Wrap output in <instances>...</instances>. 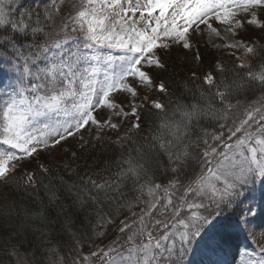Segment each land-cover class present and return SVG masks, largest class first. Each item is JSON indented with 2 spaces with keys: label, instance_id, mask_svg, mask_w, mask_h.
I'll return each mask as SVG.
<instances>
[{
  "label": "snow or ice",
  "instance_id": "6c2138e0",
  "mask_svg": "<svg viewBox=\"0 0 264 264\" xmlns=\"http://www.w3.org/2000/svg\"><path fill=\"white\" fill-rule=\"evenodd\" d=\"M0 190V264H264V0H0Z\"/></svg>",
  "mask_w": 264,
  "mask_h": 264
},
{
  "label": "rangeland",
  "instance_id": "374dc122",
  "mask_svg": "<svg viewBox=\"0 0 264 264\" xmlns=\"http://www.w3.org/2000/svg\"><path fill=\"white\" fill-rule=\"evenodd\" d=\"M30 3L31 0H28ZM219 42V41H217ZM215 53V57L217 55H221V53L214 51L210 49ZM174 57L176 58L177 55H188L190 56L191 54L187 53H182V52H176L173 51ZM170 57L172 56V53L169 55ZM169 58V57H168ZM189 66L192 67L191 64H188ZM143 94V93H142ZM85 136V139L87 138V132L82 133ZM79 146V139L78 138H69V140L63 144L61 147H58L54 151V155L57 156V158H65V156L68 154L64 151V149H73L75 147ZM32 165H29V167ZM257 199L259 200V193H257ZM264 224V210H260V206H257V216L254 221V225H262ZM257 231H259V228H257ZM249 246V251H255L256 249V244L252 243L251 241H246L244 238L243 234H240L238 237L234 238L230 242V247L227 249V252H220L216 254H209L208 257H205V260H211L215 261L216 264H240V256H239V250L242 249L245 245ZM199 259V257H197Z\"/></svg>",
  "mask_w": 264,
  "mask_h": 264
},
{
  "label": "trees",
  "instance_id": "16d2710c",
  "mask_svg": "<svg viewBox=\"0 0 264 264\" xmlns=\"http://www.w3.org/2000/svg\"><path fill=\"white\" fill-rule=\"evenodd\" d=\"M174 53L175 52H172V56L171 57L169 56L168 58L169 70L165 75L170 80L176 82V84H180L181 82L186 80V77L188 75V69H191V66L181 65L180 63H178L174 57ZM201 54L202 56H204V59L201 61V66H200V71L201 73H203L209 68V59L211 58L212 60H214L216 57H215V53L211 51L210 49H208V54H205L204 47H201ZM186 87L190 88L191 85L188 84L186 85ZM77 150H78V147H75L72 149V151H77ZM68 155L69 153L65 156V159L68 157ZM92 155L95 156L97 155V153H92ZM33 166L34 165L30 167H33ZM72 179H76V177L73 176ZM0 191H3V190H0Z\"/></svg>",
  "mask_w": 264,
  "mask_h": 264
}]
</instances>
